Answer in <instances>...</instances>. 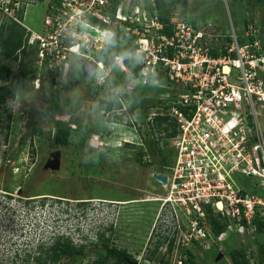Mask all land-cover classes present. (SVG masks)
Wrapping results in <instances>:
<instances>
[{"label":"built area","instance_id":"1","mask_svg":"<svg viewBox=\"0 0 264 264\" xmlns=\"http://www.w3.org/2000/svg\"><path fill=\"white\" fill-rule=\"evenodd\" d=\"M34 1L0 0L1 16L24 27L25 8ZM46 9L40 33L26 28L37 84L69 66L75 55L94 64L93 88L103 87L114 67L133 87L156 86L157 101L148 108L146 123L153 126L155 118L165 116L176 126L168 139L175 153L170 172L156 173L166 183L152 174L166 191L152 201L159 203L168 244L210 250L231 235H254V221H264V45L254 21L248 19L242 31L230 24L223 32L171 11L164 23L154 0H48ZM120 38L129 50L106 62L101 53ZM129 110H115L129 119L125 129L135 128ZM153 137L160 142L164 135ZM249 183L262 194L252 193ZM5 209L0 203V226ZM211 214L226 221L219 235L211 230Z\"/></svg>","mask_w":264,"mask_h":264},{"label":"rangeland","instance_id":"2","mask_svg":"<svg viewBox=\"0 0 264 264\" xmlns=\"http://www.w3.org/2000/svg\"><path fill=\"white\" fill-rule=\"evenodd\" d=\"M47 2L35 0L25 8L22 19L25 28L41 32ZM171 9L182 19L199 26L210 23L223 32L230 31V24L242 31L245 22L252 19L264 45V0H187L185 6L174 3ZM2 19L0 13V24ZM32 48H27L19 62L0 56V66L26 71L35 67ZM83 62L74 55L69 66L56 71L54 76L45 74L39 84L27 79L16 96L6 100L7 110H0V203L7 216L0 226V251H3L0 264H35L33 257L39 256L40 249L47 250L57 234L71 239L75 245L85 246L82 258L64 259L61 264H97L105 240L117 249L126 250L133 264H184L186 255L182 252L187 249L194 253L192 264H231L225 249L234 246L242 247L256 264L259 243H255L257 237L253 234L238 238L232 235L224 246L223 242L216 243L210 250L173 244L172 251H168V239L159 225V203L152 201L166 195L162 185L152 177L156 166L139 163L131 150L123 148L124 143H129L134 144L135 151L140 146L147 150L137 134L141 125L138 115L129 110L135 128L125 129L123 125L129 121L126 114L116 115L114 109L106 111L103 104L119 98L124 108L132 109L135 104L144 107L156 103L157 88L133 87L127 75L116 67L117 79L112 73L103 87L93 88L80 78ZM4 82L0 78V85ZM60 90H64L63 95ZM9 113L12 119L8 124ZM61 122L70 129L66 146L54 142V132ZM261 122L264 127V119ZM103 128V133L97 134ZM86 129L90 134L85 144ZM141 134L145 135L143 127ZM56 153L58 166L53 158ZM155 154L148 156L154 158V163L163 157L168 160L170 166L164 174H169L172 166L169 152ZM248 186L252 193L262 194L250 183ZM10 213H14L13 221ZM216 249L221 251L217 257L213 255ZM152 252L154 255L149 258Z\"/></svg>","mask_w":264,"mask_h":264},{"label":"trees","instance_id":"3","mask_svg":"<svg viewBox=\"0 0 264 264\" xmlns=\"http://www.w3.org/2000/svg\"><path fill=\"white\" fill-rule=\"evenodd\" d=\"M43 1V0H38ZM147 1V0H146ZM157 6V12L159 14V18L162 22H168L170 12L173 10L171 6L175 4H181L185 6L187 4V0H154ZM168 30V29H167ZM29 33L26 29L17 24L16 22L12 21H2L0 24V56L11 61L18 62L22 59V57L26 54L27 50V42H28ZM125 39H116L114 40L111 45L106 48L104 53H101L104 56L106 62H110V59L116 55H123L127 53L129 48L124 45ZM20 56V57H19ZM35 66V65H34ZM81 68V67H80ZM117 68V67H116ZM115 68L112 69V73L115 74ZM36 66L30 68L29 70H12L8 65L0 66V78L4 79V83L0 85V110L6 111L7 108L5 102L9 98H14L16 96L17 90L21 84L24 83L27 79L29 81H33L36 77ZM80 78L83 79L81 70H80ZM78 75V76H79ZM53 81V78H51ZM51 81V82H52ZM124 82V81H122ZM105 105L104 108L106 111L111 109L118 110L122 108L121 103L118 99L111 100L109 102H103ZM148 104L147 106H141L140 104H135L132 107L131 111L137 113L138 118L140 120V126L143 127L145 130V135L141 134V127L139 126L137 129L138 135L141 137L144 146L147 147V150H143L140 148L135 151L134 144L124 143L123 148L124 150H131L132 154L137 159V161L143 165H148L151 168L156 166V173H164L165 168H168V160L157 161L154 163V158L150 159V162L143 161L144 155L153 156V154L157 155H164L166 152H169V161L170 164L174 162L175 153L173 150L168 146V139L174 137L176 135V126L172 121H169L168 117L161 116L154 119L153 126L146 123V112L148 108L152 105ZM134 105V104H133ZM100 112V111H99ZM126 113V112H125ZM12 116L9 113L6 117L7 123L11 121ZM112 122V120H111ZM90 131L86 129L83 142L86 144L88 143ZM164 135L163 140L156 141L154 140V135ZM50 133L48 134L49 138ZM70 136V129L67 127L65 122H61L57 126V129L54 132V142L59 146H66L69 141ZM149 146L156 147L155 150H151ZM154 151H156L154 153ZM166 151V152H165ZM153 153V154H152ZM210 227L212 232L215 235H219L226 226V221L220 219V216L215 217L212 214L210 215ZM255 236L257 239L255 243H259L257 245V259L256 264H264V239L261 238L260 234H264V221L255 220ZM232 236V235H231ZM230 236V237H231ZM229 237V238H230ZM228 241L225 240L222 244ZM103 251L101 253L102 257L97 261V264H108L109 261H112L111 264H131L132 256L128 254L126 250L117 249L110 245L108 240L102 242ZM172 242L168 244V251H172ZM213 246L211 247V249ZM85 246L84 244L75 245L71 239L65 237L64 235H57L54 236L52 245L45 251H39L38 257H33L32 261L35 264H61L62 260H72L76 261L79 258H82L85 255ZM187 256V259L182 260V263H193L194 253L191 250L187 249L182 252ZM221 253L220 250L213 251V255L215 257L219 256ZM225 253L230 255L231 264H255L253 262L252 256L246 254L245 250L242 247L234 246L233 248L225 249ZM260 254V255H259ZM154 255V252L151 253L150 257ZM182 259V258H181ZM134 262V261H133ZM29 264V263H28ZM135 264V263H134Z\"/></svg>","mask_w":264,"mask_h":264},{"label":"water","instance_id":"4","mask_svg":"<svg viewBox=\"0 0 264 264\" xmlns=\"http://www.w3.org/2000/svg\"><path fill=\"white\" fill-rule=\"evenodd\" d=\"M93 69H94V64L92 62H87V63L83 64V66L81 67V73L84 77V80H86L89 77V75L91 74ZM53 158H54V161L56 163V166H58V154L56 153L55 155H53ZM51 168H53V166ZM153 177L163 184H165L167 181V178L161 174L155 173V174H153Z\"/></svg>","mask_w":264,"mask_h":264},{"label":"crops","instance_id":"5","mask_svg":"<svg viewBox=\"0 0 264 264\" xmlns=\"http://www.w3.org/2000/svg\"><path fill=\"white\" fill-rule=\"evenodd\" d=\"M114 77L116 76L115 74H112ZM115 79H117V77H115ZM119 82H121L122 83V81H119ZM61 82H58V84H60ZM63 85H64V82H63ZM70 87H72V86H70ZM70 87H68V88H70ZM63 89H64V86H63ZM60 94H64V90H60ZM61 96V95H60ZM62 97V96H61ZM80 104V103H79ZM65 110H67V109H64V111ZM116 115H117V113L116 112H114ZM110 120V119H109ZM98 123H99V121H98ZM98 123H96V124H98ZM110 124H111V122H110ZM103 130H105L104 128L102 129V130H99V131H97V134H101V133H103ZM258 236H260L261 238H263L264 239V234H260V235H258Z\"/></svg>","mask_w":264,"mask_h":264},{"label":"flooded vegetation","instance_id":"6","mask_svg":"<svg viewBox=\"0 0 264 264\" xmlns=\"http://www.w3.org/2000/svg\"><path fill=\"white\" fill-rule=\"evenodd\" d=\"M84 64H85V62H83ZM83 65V64H82ZM46 76H49L48 75V73H47V75ZM83 76V75H82ZM43 79H45V76H44V78ZM90 75H89V77L86 79V80H84V77H83V81H85V82H89L90 80ZM43 81V80H42ZM13 191H14V189H13ZM11 199H14V198H11ZM17 199V198H16ZM3 257V251L1 250L0 251V258H2ZM131 264H133L132 262H131Z\"/></svg>","mask_w":264,"mask_h":264},{"label":"clouds","instance_id":"7","mask_svg":"<svg viewBox=\"0 0 264 264\" xmlns=\"http://www.w3.org/2000/svg\"><path fill=\"white\" fill-rule=\"evenodd\" d=\"M2 20H5V19H2ZM7 21V20H6ZM13 22V21H12ZM18 24V23H17ZM25 28V27H24ZM26 29V28H25ZM27 31V30H26ZM28 32V31H27ZM29 33V32H28ZM30 34V33H29ZM19 62V61H18ZM124 74V73H123ZM33 82V81H32ZM115 111V110H114ZM57 235H59V234H57ZM57 235H54V236H57ZM53 236V237H54Z\"/></svg>","mask_w":264,"mask_h":264}]
</instances>
